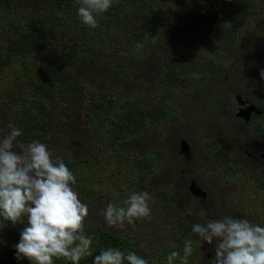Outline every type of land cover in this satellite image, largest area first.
Listing matches in <instances>:
<instances>
[{
    "label": "rangeland",
    "instance_id": "1",
    "mask_svg": "<svg viewBox=\"0 0 264 264\" xmlns=\"http://www.w3.org/2000/svg\"><path fill=\"white\" fill-rule=\"evenodd\" d=\"M249 1L254 2H250L252 8L246 20L239 18L238 23L231 24L236 33L235 44L224 46L226 54L220 52L222 47H214L216 39L221 38L204 32L203 27L186 32L187 38L179 43L178 39H182L171 37L169 17L164 14L151 22L155 43L148 42L137 59L130 60L127 54L121 75L116 78L104 67L97 71L99 60L103 58L101 64L113 65L119 49L136 54L135 45L140 41L134 37L138 23H116L111 16L110 29L118 35L119 47L106 43L95 49L97 58L85 76L71 73L63 85L58 80L63 78L55 76L59 100L47 108L57 114L55 105L63 103L71 114L69 118L61 115L54 122L57 126L38 141L47 144L58 158L93 153L90 161L69 168L76 177L74 188L77 185L81 189V200L89 204L86 226L134 236L150 256V264H167L172 251L183 255L184 240L193 237L192 224L206 218L234 215L264 226V139L258 127L264 123L251 118L259 111L245 102L244 91L236 86L261 80L260 86L264 87L260 77V70L264 69V0ZM154 6L149 12L162 10L164 5L157 2ZM72 16L71 22H81L76 11ZM117 24L122 25V31ZM84 27L91 36L100 35L106 28L103 23L95 29ZM144 28L148 30L147 25ZM77 34L80 33L75 30L72 36ZM191 50H198V63L185 64L186 82L160 87L156 80L161 63ZM210 60L212 67L203 69ZM29 65L28 59L15 57L0 70V134L9 131V123L22 129V135L42 132L46 112L43 115L27 83ZM200 73L205 79L197 84L195 79ZM164 94L167 97L160 102ZM90 98L107 109L105 120L90 105ZM129 103L147 110L158 105L167 117L161 121L146 118L144 129L137 135L121 137L109 133L118 110ZM88 112H93L92 116L86 117ZM108 142L113 147L106 146ZM217 150L230 153L226 166L213 158L212 153ZM201 151L206 152V157L198 153ZM142 171L144 180L138 182ZM181 176H194L192 181L197 180L206 191L204 198L196 190L182 194L178 185ZM138 192L151 195V214L134 225H106L101 213L107 204L122 206L124 200ZM193 239L194 251L188 264H207L212 258L211 246L205 242L200 249V242ZM175 264H180V260Z\"/></svg>",
    "mask_w": 264,
    "mask_h": 264
},
{
    "label": "trees",
    "instance_id": "2",
    "mask_svg": "<svg viewBox=\"0 0 264 264\" xmlns=\"http://www.w3.org/2000/svg\"><path fill=\"white\" fill-rule=\"evenodd\" d=\"M157 2L163 3V9L149 12ZM168 2L170 3L168 4ZM250 2L254 1L114 0L109 11L101 15L98 20V25L103 23L106 26L105 31L101 32V29H99L100 35L91 36L86 32L85 25L82 22L77 20L75 22L70 21L74 17L72 15L75 11L77 12L78 4L76 0H0V70L3 66L10 64L15 57L28 59L30 65L27 68V83L33 91L35 102L41 106L43 115L46 112L42 132L24 134L20 139L24 142L32 140L42 141L45 135L47 136L50 130L57 126L54 123L55 120L60 119L61 115L70 117L71 110L63 103L62 106L60 103L55 105L57 114H51L52 108H47L49 103L59 100L56 92L58 90L54 86L55 76L63 78H58L62 85L71 73L75 75L84 74L83 76H85L89 74L90 63L97 58L95 49L102 48L106 43L119 47L120 40L118 35L114 34L110 29L112 27L111 22L109 23L111 16L117 20L116 23L123 24V21H125L126 25L130 24L131 26L138 23V31L134 33L135 40L143 42L146 46L153 38L157 39L154 36L151 22L165 14L169 17V24L172 27V29L169 28L171 37L181 38L182 42L178 39L179 43H183V39L187 38L189 31L203 27L204 32L206 31L209 35L221 38V40L216 39L214 47H222L220 52L226 54L223 51L225 50L224 46L228 47L231 44H235L236 33L233 27L225 28L223 25L226 22L230 24L238 23L239 18L246 20L245 17L252 8ZM117 25L122 31V25ZM146 25L148 30L144 28ZM75 30L80 34L72 36ZM168 36L169 34L166 31L165 38H168ZM182 36L184 37L182 38ZM129 44L131 46L135 45L134 43ZM197 51L191 50L183 54L180 53L178 57H170L162 62L160 65L161 72L158 73L156 80L158 85L164 89L165 86L171 83L182 84L186 82L188 76L184 72V66L186 63H198ZM119 53H123V50L120 52L119 49ZM141 53L142 50H139L136 54L130 51L125 53L126 55H122L121 59L119 54L117 58H114L113 65L101 64L103 62V58H101L97 71L100 72V67H104L114 77L119 78L123 64L127 59V54H129L130 60H133L137 59ZM92 57L94 58L89 62ZM213 64V61L210 60L203 69L209 70ZM92 71L96 72L95 70ZM204 77L202 73L198 74L195 79L197 84L202 82L205 79ZM260 83L261 80H250L245 84H237L236 86L244 91L243 98L245 102L259 111L258 115H252L251 118L260 119L264 123V87H261ZM166 97V94L162 95L160 102L165 101ZM90 105L94 106L99 111L97 114L105 120L104 113L108 112L104 105L100 104V102H95L91 98ZM118 111L115 115L116 122L108 128V132L115 133L121 137L137 135L141 132L144 129L146 118L161 121L167 117V113L162 108H159L158 105H153L147 110L135 103H129L123 105ZM92 113L88 112L86 117L92 116ZM86 127L89 128L88 123ZM258 127H260L259 134L264 139V125H259ZM58 136L55 137L57 138ZM106 146L113 147L111 142L106 143ZM88 153H73L63 156L61 159L69 168H73L90 161L93 153L91 156H87ZM198 153L206 157V152L201 151ZM212 155L215 161L225 166L230 157L229 152L226 153L221 150H217ZM231 158L234 159L233 156ZM138 163L139 160L136 161V165ZM238 167L240 166H235L234 168ZM143 173L142 171L141 175H139L138 182L144 180ZM253 176L258 177L257 174ZM193 177L191 176L190 178L192 179ZM180 179L181 181L178 182L180 191L182 194L187 195L189 193L187 185L191 179L185 176H181ZM185 180L188 181L187 184L184 182ZM259 186L263 188L261 185ZM141 187V190H143L144 187ZM78 188L76 185L77 190H79ZM79 192H81V189ZM189 217L194 223L193 217L190 215ZM26 224L27 218L25 217ZM23 227L24 225L22 224H17L15 227L9 224L0 231V264H31L27 258L17 260L15 256L14 245L18 243L19 234ZM85 232L94 238L92 245L93 256L98 255L101 249L118 247L125 252L134 251L138 256L147 259L150 264V256L141 248L137 238L132 235L116 234L96 226H86ZM92 259L93 257L82 258L79 264H92ZM54 262L55 264H72L66 258H54Z\"/></svg>",
    "mask_w": 264,
    "mask_h": 264
},
{
    "label": "clouds",
    "instance_id": "3",
    "mask_svg": "<svg viewBox=\"0 0 264 264\" xmlns=\"http://www.w3.org/2000/svg\"><path fill=\"white\" fill-rule=\"evenodd\" d=\"M113 2L76 0L77 15L84 25L95 29L99 17L109 11ZM223 27L232 25L226 22ZM151 42L155 43V38ZM144 47L143 42L135 45L137 51ZM260 77L264 79V69ZM7 127L9 131L0 134V231L9 224L24 225L14 245L17 260L55 264L54 258H66L79 264L82 258L93 257L92 264H149L134 251L118 247L101 249L93 256L94 238L85 232L89 204L74 188L77 181L73 172L63 159L53 156L47 144L38 140L23 142L22 129L12 123ZM151 199L148 192L133 193L122 206L107 204L101 214L109 227L123 226L125 222L134 225L151 214ZM191 232L200 242V249L205 242L211 246L212 258L207 264H264V226L249 218H206L192 224ZM193 237L184 240L183 255L172 251L167 256V264H175L178 259L180 264H188L194 251Z\"/></svg>",
    "mask_w": 264,
    "mask_h": 264
},
{
    "label": "flooded vegetation",
    "instance_id": "4",
    "mask_svg": "<svg viewBox=\"0 0 264 264\" xmlns=\"http://www.w3.org/2000/svg\"><path fill=\"white\" fill-rule=\"evenodd\" d=\"M253 107V106H252ZM196 182L194 183L193 181H192V179L191 180H189V182H188V185H187V190H188V192H190V190H189V185H190V183H194V185L196 186V187H198L202 192H203V194H206V191L203 189V187L202 186H200V184L197 182V180H195ZM191 193V192H190ZM189 194V193H188ZM205 196V195H204ZM204 198V197H203ZM205 200V199H204Z\"/></svg>",
    "mask_w": 264,
    "mask_h": 264
},
{
    "label": "water",
    "instance_id": "5",
    "mask_svg": "<svg viewBox=\"0 0 264 264\" xmlns=\"http://www.w3.org/2000/svg\"><path fill=\"white\" fill-rule=\"evenodd\" d=\"M189 190L192 192V191H194V190H196L199 194L198 195H201V196H203L204 197V195L205 194H203V192L198 188V187H196L195 185H194V183L192 182V183H190V185H189Z\"/></svg>",
    "mask_w": 264,
    "mask_h": 264
}]
</instances>
